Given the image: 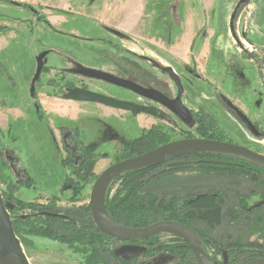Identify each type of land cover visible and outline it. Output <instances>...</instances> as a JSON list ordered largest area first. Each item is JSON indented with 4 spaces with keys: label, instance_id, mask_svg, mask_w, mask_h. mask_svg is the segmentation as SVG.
I'll return each mask as SVG.
<instances>
[{
    "label": "rangeland",
    "instance_id": "obj_1",
    "mask_svg": "<svg viewBox=\"0 0 264 264\" xmlns=\"http://www.w3.org/2000/svg\"><path fill=\"white\" fill-rule=\"evenodd\" d=\"M32 1H37L45 7L46 16L42 12L40 14L48 17L57 32L43 23L34 21L30 11L14 7L6 0L0 2V20L3 22L0 21L2 194L25 203L51 205L61 211L86 205L90 201L97 178L105 169L124 157L122 150L130 140L140 136L137 121L130 117L125 118V121L121 113H104L102 108L93 103L76 105L47 98L46 95L57 93L56 89L53 91V87L61 86V79H81L69 75L68 70L73 69L77 63L88 69L109 70L114 76L139 84L148 82L151 86L159 88L163 82L169 84V79L142 58L175 64L181 71L183 65L177 60L181 57L197 72L201 73L205 69L207 79L215 85L195 81L204 91L208 88V96L200 98L199 104L217 117L222 129L231 134L234 143L264 155V135L259 131V134L254 136L248 129L245 130L239 121L238 105L242 110L248 111L249 115L257 113L255 121H258L260 130H264V119L261 117V114H264V100H257L253 93L251 95L249 92L254 87L253 77L249 76V73H246V78L241 75L244 66L239 58L240 51L231 26L237 8L233 21L237 38L243 40V30L246 31L252 23L254 28L264 25V0H246L241 4V0H148L147 11L150 20L147 26L140 24L139 18L136 20L137 11H133L132 7L138 4L137 0L129 3L132 10L128 4V8L123 7L125 0H119L118 6L107 4L105 0ZM113 1L116 3L117 0ZM140 1L142 4L143 1ZM184 5H189L188 13L193 12L192 20ZM185 15L189 21L187 25L191 26L192 21L195 30L192 35L190 26L189 30L185 28L184 33L176 26L175 21L180 17L181 21H185ZM201 25L205 28L199 29ZM178 31V36L182 38L176 46L167 47L168 51L155 44L168 41V38L175 36ZM116 33H123L125 39L117 37ZM196 33L199 38L193 44L187 43L189 38L184 40L189 35L196 36ZM165 35L166 39L163 38ZM205 35V47L204 51H201ZM43 52H49L48 67L39 82L34 84L37 58ZM198 53L200 54L197 56ZM195 57L204 58L199 59L203 66L194 61ZM188 80L185 83L189 89L192 83ZM52 81L55 84L50 83ZM84 82L94 89L121 96L124 100H132L131 96L119 88L91 80ZM33 87L43 106L42 115L38 113L32 98ZM259 88L262 90V86ZM184 97L183 103L186 104V96ZM222 97L237 103V122L230 114L232 109ZM157 124L172 128L166 121H158ZM63 128L78 135L81 142L95 147L101 154L97 155L99 157L91 171H72L63 148ZM172 137H180L178 129ZM103 155L106 156L102 158ZM63 160L66 161L67 167ZM19 172L30 178L29 187L17 186L16 175ZM172 175L151 183L148 190L161 197L171 196L173 193H180L182 197L187 193L225 190L231 196L230 207L235 208L237 195L246 198L247 208L264 200L261 193L253 194L252 191L255 192L256 188L243 178L230 180L224 175L197 170ZM64 182L66 185L63 186ZM70 182L73 185H70ZM75 186L81 189V194L74 197L72 189ZM118 186L119 183L111 188L109 197L114 195ZM55 197L58 200L54 201ZM33 211L18 210L13 214L30 215ZM258 214L264 216V206L258 210ZM35 223H38L39 228L46 225L38 219ZM211 235L215 241L226 244L240 238L243 244L248 245L264 242L260 232L253 233V229H248L246 222L240 220L231 222L225 219ZM18 238L30 264H98L88 258L89 253L84 247L63 243L38 233L24 234ZM158 262L160 261H154L156 264Z\"/></svg>",
    "mask_w": 264,
    "mask_h": 264
},
{
    "label": "flooded vegetation",
    "instance_id": "obj_2",
    "mask_svg": "<svg viewBox=\"0 0 264 264\" xmlns=\"http://www.w3.org/2000/svg\"><path fill=\"white\" fill-rule=\"evenodd\" d=\"M1 1L2 0H0V2ZM3 1H5V0H3ZM137 1L141 2L140 0H137ZM142 1L144 2L143 4H136V5L134 4L132 9H133V11H137V12L140 11V12L136 13L139 16L140 24H144L145 26H147L149 23V20H150L149 13L147 11V9H148L147 1L148 0H142ZM244 1H246V0H244ZM244 1L241 0L240 4L243 3ZM6 2L10 3L14 7L26 9V10L30 11L32 14V17L34 18V21H36L38 23H43V24L47 25L49 28L53 29L55 32H57L56 29L52 26V24L48 20V17H45L46 16V14L44 13L45 7L41 3H37V1H35V3H33L32 0H14V1L13 0L12 1L6 0ZM130 2H131V0H125L123 2V7L128 8V6H129V9H131V7H130L131 4H129ZM105 3H107V4L111 3L113 6H118L119 0H117L116 3H114L113 0H105ZM127 4H128V6H127ZM35 5H37L38 7H41V8L39 9L37 6L35 8ZM184 6L186 7V12L188 13V10H190V9H188L189 5H184ZM182 10H183V7H182ZM182 10H181V14H182ZM237 10H238V8H237ZM237 10L235 11V13H237ZM40 12H42L45 16L43 15L44 16L43 17L42 14H40ZM191 12L192 11H189L190 14L189 13L188 14L190 15V19L192 20L193 12H192V14H191ZM184 18L186 19L185 21H181V17H180V19L178 18L175 21L176 26L179 27V29H180L179 31L183 32V33H184L185 28L187 30H189L188 28L190 26V25H187L189 21H188L186 15L184 16ZM234 18H235V16H233L232 21H231L232 31L234 34V38L237 42V46L239 47V51H240L239 58H241V60H240L241 64L244 66V68L241 70V75L244 78H246L248 76L246 73H249V76L253 77L254 87L251 90H249V92L251 93V95L253 93V96H255V97L259 96V98H260L259 101H262V100H264V97H261V95L262 96L264 95V25L257 27V28H254L253 23H252V25L248 26L246 31L243 30V34H242L243 40H241V39L237 38V36L233 30ZM12 19L15 20L17 18L12 17ZM15 22H17V21H15ZM190 22H191V26H190L191 30H189V31H191L190 34L192 35V33L195 32V30L192 26V21H190ZM1 23H3V22L1 21ZM4 25H5V23H4ZM202 28L204 29L205 27H202V25L199 26V29H202ZM179 31L176 32L175 36L169 37L168 41H166V42L161 41V42H157L155 44L163 46L164 47L163 49H165V50H167V47H169V46H172V45L176 46L177 44H179V41L182 38V37L178 36ZM122 34L116 33L117 37L125 39L126 36L124 37ZM163 38L166 39V35L163 36ZM187 38H189L190 40H187ZM198 38H199L198 34L196 36H190L189 35V37L184 38V40H187L188 41L187 43H189V44L190 43L193 44L194 41H196ZM203 38H204L203 39L204 41L201 43L202 44L201 51H204L206 35ZM173 48H175V47H173ZM199 54L200 53H198L197 56ZM48 55H47V57H48ZM203 55H204V53H203ZM201 56H202V54H201ZM47 57L45 58L46 62L44 64L41 75L43 74V72L46 73V69L48 67ZM202 58L203 57H201V59L199 57H195L194 61L199 63L201 66H203L202 61H199V59L202 60ZM142 59L145 62H147L148 64H150L153 68H155L157 70V72H159L162 75L167 76V78L169 79V84H166L165 82H163L159 88H155V87L151 86L148 82H141V84H139L136 81H133L130 79H125V78H122V77H119L116 75L115 76L118 78L130 81L134 84H137L140 87L145 88L147 90H155L158 93L162 94L167 99H169L171 101H176L178 99V96H179L180 88L176 82V79H174L172 77V74H173L175 76V78H177V81L179 82L181 89H182V94L180 95L181 103H182L183 107L189 112V114L191 116L189 124L185 123L180 117L177 116V114H175L173 111L169 110L166 106H164L163 104H161L158 101H155V100L149 99L147 97L141 96V95L136 94L135 92H133L129 89L118 87L116 85H113V84L108 83L106 81H103L101 79L87 78V77L82 76L79 73V71L82 68H86V67H84V65L78 64V63L73 66V69L68 70V71H70L69 75L76 77V78L80 77L81 79H79V80L78 79H75V80L70 79L68 81H66L65 79H61L60 82L63 84L61 86L57 85V88L53 87V91L56 89L57 93H54L51 95L48 94L46 96L50 100L65 101V102H69V103H73V104L75 103L76 105L93 103V104H95L96 107L102 108V110L101 109L100 110L103 111L104 113H106L105 112L106 110L110 111L112 113L111 115L121 113L120 115L123 116L125 121H126L125 118H127V117L134 119L135 122L137 121L138 126H139L140 131H141L140 136L138 138L130 140L125 145L124 149L122 150L124 157L121 160L117 161L116 163L138 157L140 155H143L147 152L155 150V149L162 147L164 145H167L170 143L181 142V141L209 140V141H219V142L237 145L236 143H234V141L231 137V134L227 133L225 130L222 129V127L219 124L217 117L214 116L208 109L206 110L205 106H202L201 104H199V99L204 97V95H207L208 88L204 91V88L201 89L200 85L197 84L196 82H202L204 84L207 83L210 86H215L213 83H211L207 79V76H206L207 73L205 72V69L203 72L199 73L195 69H193L191 66H189V63L186 62L185 59H182L181 57H179L177 59V60H180L181 62H179V61L178 62L181 65H183L181 71L178 70V68L176 67L177 65H175V64H165L161 60H155V59H151V58H144L143 57ZM86 69H88V68H86ZM91 70H93V69H91ZM36 71H37V68H36ZM95 71H100V72H104V73H108V74L113 75L109 70H103V69L97 70V69H95ZM52 72H53V70H52ZM188 76L190 77V78H188L189 80L187 79ZM40 78H41V76L39 77V79L36 82H39ZM84 80L101 82L107 86H110V87L113 86V87L119 88V89L123 90V92H125L126 94L131 96L132 100H124V99L120 98L121 96H114V95L108 94L102 90L100 91V90L94 89L92 87H89L84 82ZM187 80L189 81V83H192V85L189 89L187 88V85L185 83ZM53 82L54 81H52L50 83H53ZM53 84H55V83H53ZM261 86H262V90L259 88ZM75 88L94 92V93H98V94H101V95H104V96H107V97H110L113 99H117V100H121V101H125V102H131L137 106H145V107L153 108L157 111L158 115H152L149 113H139L137 115H134L130 111L114 109V108L107 107V106L99 104V103L68 100L66 98V96L68 95L70 90L75 89ZM59 89H60V91H59ZM184 96H186V104L183 103V98H185ZM32 98H34V104H35V106H37L38 113L41 114V112L43 110V106L41 104V101H39V99H37L36 92L33 93ZM222 98H224V97H222ZM224 101L227 103L228 107H230L232 109L231 111L233 113L230 112V114L232 115V117L237 122V103L230 102L227 99V97L224 98ZM238 106H239L238 110H240V112L243 113L255 125L257 131L261 132V135H264L263 134L264 130H262V131L260 130V128H259L260 125L259 126L257 125L258 121H255L256 119L253 117V115H249V112H246V110L245 111L242 110L240 105H238ZM139 117L145 118V120L148 121L147 124L141 125V123L138 121ZM261 117L264 119V114H261ZM239 119H241L240 114H239ZM209 120H212L214 124L210 125L209 124L210 122H208ZM158 121H160V122L166 121L168 123V125L172 126V128L169 129V128H166L162 125H158L157 124ZM245 127H246V125H245ZM177 129L179 130L180 137L178 139H173L172 135L174 133H176ZM68 131L65 128H63L61 131V134L63 136V138H62L63 148H64V151L67 155V159H68L67 162H69L70 166H72V171L74 172V171H77L78 169L80 170L81 167L84 165L85 156H88L90 148L95 150L96 155L100 156L101 154L97 152V149L95 147L90 146V145H85L83 142H81L79 140L78 135H76L75 133L71 134ZM252 134L254 136H256L254 133H252ZM143 142H148L149 144H152L151 145L152 147L147 149V150H143L142 153H138L137 151L135 152L134 149L137 148L136 144H139L138 146H142ZM136 150H138V149H136ZM199 155H204V154L183 156V157L176 158L172 161H168V162H165L161 165H157L155 167H150V168H157L156 169L157 173L160 171H163V170L175 169V168H177L179 170L178 173L179 172L183 173V172L193 171L194 170L193 169L194 157L199 156ZM104 156H106V155H103L102 158ZM8 159H10V158H8ZM63 161H65V160H63ZM116 163H114V164H116ZM64 164H65V167H67L66 161L64 162ZM8 166H9V164H8ZM16 177H17L16 182H17L18 187H22V186L29 187L28 186V184L30 182L29 177L27 178L26 175H24L20 172L16 175ZM120 177H118L117 179H119ZM66 178H67V176H66ZM66 178H65V181H66ZM117 179H115L112 182L110 187H112V185L113 186L116 185V184H114V182ZM64 184H65V182H64ZM64 184H63V186H64ZM69 184L73 185V183H69ZM110 187H109V189H110ZM62 189H64V187H62ZM207 193H209V192H206V193H189V194L187 193L185 196H182V197L180 196V193H174V194L177 196V198H180L184 201H190L192 199L191 197L194 195H203V194H207ZM18 210L24 211L26 209H13V211L10 213L11 216L13 217V220H16L17 218L25 219L26 217L34 216L40 212V211H38V212L33 211L32 214H30V215L22 214L19 216L13 214L15 211H18ZM54 212L59 213V214H64V212H62L61 210H58L57 208H54ZM163 222H167V221H163ZM174 223L181 224V225H183L189 229H192L193 231L196 232L197 236L200 239L203 250L205 251L206 254H208L210 256L211 262L213 264H223L225 262V257H227V259H228V264H233L232 263L233 259L231 258V253H230L231 249H226L225 246L219 244L218 242L212 240L211 238L203 236L200 232L189 227L187 224L179 223V222H174ZM163 237L166 239L162 240ZM109 238H111V237H109ZM111 239H114V238H111ZM114 240H116V239H114ZM119 242H122V243L119 246L116 253L119 254V256L123 259V261H125V264H156V263H154V261H156V260L160 261L157 264H193L194 260H196V264H199V262H198L196 256L194 255L190 245L187 242H185L184 240H182L181 238L174 236V235L164 233V234H160V235H157V236L151 237L149 239H145V240L130 241V242L119 241ZM248 262H250V261H248ZM248 262H245V263H248ZM245 263H241V264H245Z\"/></svg>",
    "mask_w": 264,
    "mask_h": 264
},
{
    "label": "trees",
    "instance_id": "obj_3",
    "mask_svg": "<svg viewBox=\"0 0 264 264\" xmlns=\"http://www.w3.org/2000/svg\"><path fill=\"white\" fill-rule=\"evenodd\" d=\"M208 122L210 125L214 124L212 120ZM138 145L136 144L137 148L134 149L138 153L152 147V144L148 142H143L142 146ZM98 157L95 150L90 148L80 170L91 171ZM156 169L144 168L122 175L114 182V184L119 183V186L112 197H109V192L113 185L110 187L106 197V209L115 221L132 228H144L163 221L179 222L187 224L203 236L214 240L212 232L222 225L225 219L231 222L240 220L245 221L248 229H253V233L260 232L264 238V216L258 214L261 207L249 211L251 207L247 208L246 198L239 195L236 201L237 208L230 207L231 196L225 190L194 195L190 201L177 198L174 193L164 197L154 195L148 190L151 183L164 176H172L179 171L175 168L157 173ZM193 169L203 173L224 175L230 180L246 179L256 188L255 192L252 191L253 194L259 192L264 196V170L246 161L231 156L204 154L194 157ZM30 184L31 182L28 186ZM72 190L74 197L81 194V189L77 186ZM3 198L5 203L10 204L14 209L40 211L25 219L13 220L11 216L17 237L38 233L63 243L87 248L88 258L94 263L125 264V261L116 253L122 242L107 237L97 228L88 204L62 211L64 214H59L54 212L55 207L51 205L25 203L5 194ZM53 200H58V198L55 197ZM37 219L40 222L44 221L45 227L39 228L38 223H35ZM218 243L226 249H231L233 264L264 258V242L248 245L243 244L240 238L233 240V243ZM193 264H196V260Z\"/></svg>",
    "mask_w": 264,
    "mask_h": 264
},
{
    "label": "water",
    "instance_id": "obj_4",
    "mask_svg": "<svg viewBox=\"0 0 264 264\" xmlns=\"http://www.w3.org/2000/svg\"><path fill=\"white\" fill-rule=\"evenodd\" d=\"M48 54L49 52H44L37 58V71L33 81L34 84L41 76L46 62L45 58ZM79 73L84 77L101 79L118 87L129 89L141 96L158 101L177 114V116L185 123H190L191 116L183 107L180 100V95L182 94L181 86L173 74L172 77L176 79L180 88L179 96L176 101L167 99L155 90H147L137 84L108 73L86 68H82ZM34 92L35 88L33 87L32 95ZM66 98L71 101L99 103L114 109L130 111L134 115L139 113L158 115L157 111L153 108L137 106L131 102L113 99L78 88L70 90ZM240 118L252 133L255 135L259 134L255 125L241 112ZM196 154H219L231 156L264 170V155L239 145L209 140L181 141L164 145L138 157L116 163L107 168L98 177L93 186L91 198L88 203L97 228L108 237L114 238L117 241L126 242L145 240L164 233L174 235L190 245L199 264H213L210 256L203 250L199 237L192 229L174 222H158L144 228L127 227L115 221L106 209V197L109 187L112 182L121 175L135 170L155 167L183 156ZM262 206H264V200L252 206L249 211ZM13 209V206L5 203L0 189V264H30L22 248L21 241L14 231L13 221L10 214ZM223 264H228L227 257H225V262ZM245 264H264V258L256 259Z\"/></svg>",
    "mask_w": 264,
    "mask_h": 264
},
{
    "label": "crops",
    "instance_id": "obj_5",
    "mask_svg": "<svg viewBox=\"0 0 264 264\" xmlns=\"http://www.w3.org/2000/svg\"><path fill=\"white\" fill-rule=\"evenodd\" d=\"M132 1V0H131ZM131 3V2H130ZM144 3V2H143ZM142 3V4H143ZM138 4H141V2H138ZM138 12H140V11H138ZM137 12V13H138ZM138 18H139V16H138V14H137V18H136V20H138ZM256 98L258 99V100H260V98H259V96H256ZM246 112H248V111H246ZM106 113H108V114H112L111 112H108V110H106ZM253 117L255 118V119H257V117H256V114L255 115H253ZM140 123H141V125H144V124H147V120H145V118H143V117H139V120H138ZM239 121H240V123L243 125V127H244V129L246 130L247 128L245 127V125L243 124V122H242V120L241 119H239ZM249 130V129H248ZM250 132V131H249Z\"/></svg>",
    "mask_w": 264,
    "mask_h": 264
}]
</instances>
